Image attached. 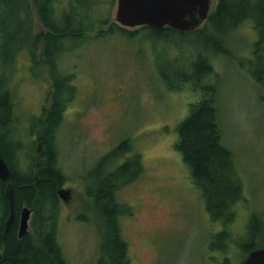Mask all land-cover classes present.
<instances>
[{"label": "rangeland", "instance_id": "rangeland-1", "mask_svg": "<svg viewBox=\"0 0 264 264\" xmlns=\"http://www.w3.org/2000/svg\"><path fill=\"white\" fill-rule=\"evenodd\" d=\"M216 6L217 0H212L211 12ZM114 13L115 8L113 21ZM34 25L39 33L36 18ZM91 39L60 63L76 88L56 133L58 164L69 179L62 189L71 192L68 204L60 201L58 220V243L66 263L98 264L100 239L92 203L85 197L84 176L130 140L145 169L139 180L117 194L118 201L133 210L132 217L120 220L132 264H241L245 254L240 246L247 243L251 219L262 221L264 229V88L246 67L257 40L252 24L232 35L229 55L212 58L224 145L233 154L243 188V201L233 208L234 222L228 229L233 241L227 254L212 244L223 226L210 220L176 149L177 127L201 93L187 85L171 92L161 80L158 68L167 70L174 48L164 54L160 45L154 49L147 41L116 35ZM38 69L24 53L10 73L15 130L25 146L38 142V130L29 141L28 134L50 102L51 81L44 66ZM207 81L214 83L213 78Z\"/></svg>", "mask_w": 264, "mask_h": 264}, {"label": "trees", "instance_id": "trees-1", "mask_svg": "<svg viewBox=\"0 0 264 264\" xmlns=\"http://www.w3.org/2000/svg\"><path fill=\"white\" fill-rule=\"evenodd\" d=\"M116 2L0 0V153L11 170L16 201L15 224L3 235L8 206L6 183L0 180V264H67L58 243V191L69 179L58 164L56 133L76 88L71 85L73 76L63 73L60 63L63 57L92 40V35L94 40L116 35L129 41H147L154 49L160 45L159 51L164 54L168 47L174 48L176 54L167 70L158 68L161 80L171 92L187 85L201 93L177 127L176 149L190 171L191 183L199 191L210 220L223 226L215 236L216 241H212L213 245L216 242L214 248L223 254L230 249L233 240L228 229L234 222L233 208L243 201V188L233 154L224 145L212 58L229 55L232 35L242 25L251 23L257 40L246 67L256 84L264 88V0H217L203 27L188 34L170 28L123 29L112 19ZM35 18L43 36L35 32ZM39 45L41 53L37 57ZM24 53H28L33 67L44 66L51 81L49 106L43 109L28 134L29 141L38 130V142H28V146L15 130L16 99L10 81L11 68L14 70ZM210 78L214 83L207 81ZM144 173L141 154L134 150L130 140H125L85 174V197L92 203L100 239L98 264H132L120 220L132 217L133 210L120 203L117 194ZM23 207L32 211V219L29 232L19 240L18 221ZM247 236V243L240 246L245 254L242 263L251 252L264 249L262 221L253 217Z\"/></svg>", "mask_w": 264, "mask_h": 264}, {"label": "water", "instance_id": "water-1", "mask_svg": "<svg viewBox=\"0 0 264 264\" xmlns=\"http://www.w3.org/2000/svg\"><path fill=\"white\" fill-rule=\"evenodd\" d=\"M212 0H117L114 21L123 29L135 30L142 27L153 29L170 28L177 32L193 33L206 23L211 13ZM40 35H44L41 28ZM12 173L0 153V180L6 183L5 198L8 206V218L5 222L3 235H7L16 218V201L14 187L11 183ZM71 192L58 191L60 201L68 204ZM32 211L23 207L18 221V239L29 232ZM241 264H264V249L249 254Z\"/></svg>", "mask_w": 264, "mask_h": 264}, {"label": "flooded vegetation", "instance_id": "flooded-vegetation-1", "mask_svg": "<svg viewBox=\"0 0 264 264\" xmlns=\"http://www.w3.org/2000/svg\"><path fill=\"white\" fill-rule=\"evenodd\" d=\"M258 85V84H257ZM259 86V85H258ZM263 88V87H262Z\"/></svg>", "mask_w": 264, "mask_h": 264}]
</instances>
